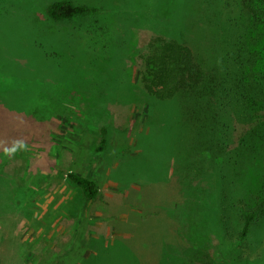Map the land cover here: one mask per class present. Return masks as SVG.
Instances as JSON below:
<instances>
[{
	"label": "rangeland",
	"instance_id": "obj_1",
	"mask_svg": "<svg viewBox=\"0 0 264 264\" xmlns=\"http://www.w3.org/2000/svg\"><path fill=\"white\" fill-rule=\"evenodd\" d=\"M61 1L99 11L52 21ZM175 3L0 0V264H264L262 207L247 239L236 207L263 189L264 160L246 163L239 144L264 114L229 108V157L213 164L171 113L190 101L155 99L140 80L151 42L173 33ZM193 5L208 9L187 14L181 42L213 55L223 78L234 0ZM242 40L262 52L256 34ZM71 173L95 181L96 199Z\"/></svg>",
	"mask_w": 264,
	"mask_h": 264
},
{
	"label": "trees",
	"instance_id": "obj_2",
	"mask_svg": "<svg viewBox=\"0 0 264 264\" xmlns=\"http://www.w3.org/2000/svg\"><path fill=\"white\" fill-rule=\"evenodd\" d=\"M175 1H179L175 5L179 4L180 17H175L174 22L170 23L174 27L173 33L169 37H156L151 42L149 52L143 56L140 80L145 92L155 99L174 101L186 98L190 101H184L186 111H181L180 103L179 114L171 113L174 114L175 121L182 122L180 129L190 133L189 137L193 139L191 148L199 155L205 154V159L208 153L209 157H212L209 161L215 164L217 162L213 156L229 157L227 149L229 141L232 142L233 129L227 115L228 109H242L248 112L257 107L264 114V0H234L240 20L232 55H226L223 60V78L217 76L210 68L214 60L213 55L210 57L211 54L208 53L205 54L206 57L200 58L189 46L181 42L187 29V14L208 8H194L195 0L192 5L190 0ZM98 11L97 7L75 6L70 2L61 1L52 3L47 14L52 21L66 22ZM247 34L257 35L262 52L250 50V43L242 40ZM253 45L255 43H252ZM213 69L215 70V66ZM239 147L245 151L246 163L247 159L264 160V126L260 125L255 133L245 132L240 138ZM238 155L243 156L240 148ZM69 179L83 191L87 201H92L98 196L99 190L93 179L74 173L69 175ZM262 186L261 195L254 197L248 192L240 200L239 206L236 205L240 220L243 221L241 239H247L250 235L252 223L257 216L251 212L257 202L260 203L259 207H262L264 214V182Z\"/></svg>",
	"mask_w": 264,
	"mask_h": 264
}]
</instances>
